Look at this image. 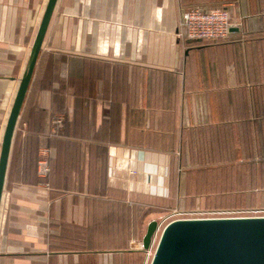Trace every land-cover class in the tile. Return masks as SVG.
<instances>
[{"label": "crops", "instance_id": "obj_1", "mask_svg": "<svg viewBox=\"0 0 264 264\" xmlns=\"http://www.w3.org/2000/svg\"><path fill=\"white\" fill-rule=\"evenodd\" d=\"M47 3L0 0V153ZM192 9L230 11V39L181 37ZM256 209L264 0H58L12 145L0 264H134L172 211Z\"/></svg>", "mask_w": 264, "mask_h": 264}, {"label": "water", "instance_id": "obj_2", "mask_svg": "<svg viewBox=\"0 0 264 264\" xmlns=\"http://www.w3.org/2000/svg\"><path fill=\"white\" fill-rule=\"evenodd\" d=\"M57 2L48 0L6 126L0 153V207L16 128ZM159 230L158 221L148 225L143 252L152 249ZM151 264H264V217L173 221L163 229Z\"/></svg>", "mask_w": 264, "mask_h": 264}, {"label": "built area", "instance_id": "obj_3", "mask_svg": "<svg viewBox=\"0 0 264 264\" xmlns=\"http://www.w3.org/2000/svg\"><path fill=\"white\" fill-rule=\"evenodd\" d=\"M233 18L226 9L202 10L192 9L184 13L180 23V36L197 42L222 43L227 42L233 33ZM61 123V121L59 122ZM50 173L48 160L39 162V174L47 178ZM264 217V209L234 210V211H205L182 212L172 211L160 224L166 226L176 220L184 219H220V218H247ZM143 248L142 242L139 243ZM150 251V250H149ZM148 251V252H149ZM147 252V253H148Z\"/></svg>", "mask_w": 264, "mask_h": 264}, {"label": "rangeland", "instance_id": "obj_4", "mask_svg": "<svg viewBox=\"0 0 264 264\" xmlns=\"http://www.w3.org/2000/svg\"><path fill=\"white\" fill-rule=\"evenodd\" d=\"M163 220L158 221V222L161 224L163 222ZM165 226H166V223H163V225L160 226V230H159V232H158V234L154 240V244H153L152 249L148 253L145 254V256L143 257V259L140 262H135L134 264H151V261H152L153 256H154L155 248L157 246V243L159 241V238H160L161 233H162L163 229L165 228Z\"/></svg>", "mask_w": 264, "mask_h": 264}]
</instances>
